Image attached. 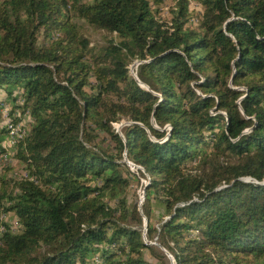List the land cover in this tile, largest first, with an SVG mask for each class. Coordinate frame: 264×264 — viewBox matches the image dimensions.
<instances>
[{"label": "trees", "instance_id": "16d2710c", "mask_svg": "<svg viewBox=\"0 0 264 264\" xmlns=\"http://www.w3.org/2000/svg\"><path fill=\"white\" fill-rule=\"evenodd\" d=\"M161 1L0 0V264H264V0Z\"/></svg>", "mask_w": 264, "mask_h": 264}, {"label": "rangeland", "instance_id": "374dc122", "mask_svg": "<svg viewBox=\"0 0 264 264\" xmlns=\"http://www.w3.org/2000/svg\"><path fill=\"white\" fill-rule=\"evenodd\" d=\"M175 3H176V0H162L161 1V4H160V16H163L164 18H169V12H170V9L171 8H174L175 7ZM190 10L192 11V18H191V21L192 22H195L196 20V16H195V11H198L199 10V6L197 5H194V3H191L190 5ZM69 15L71 16V20L78 23L79 26H80V34L87 38V40L89 41V46H93V47H99L101 45H104L108 42V40L112 37H114V35L112 34H109L108 32L104 31V30H101V29H96L94 28L93 26L89 25L88 23H86L85 21L81 20V19H78L76 18L75 16H73L72 12L70 11L69 12ZM60 33V32H59ZM59 35L56 34L55 35V39L58 38ZM41 43V42H39ZM137 61V60H136ZM136 61H133L131 62L129 65H128V73L132 76V77H135L136 76V67H137V64H136ZM3 120H0V125H4L6 124V122L8 121V117H7V111L6 109L3 110ZM24 123V122H23ZM127 124L126 120L125 119H119L117 121H114V122H111V125L112 127L114 128L115 131L117 132H121V128ZM13 154V151L11 150V156ZM5 165H13V169L10 170L8 172V174L11 176V175H15L20 173L22 176L23 174H25L24 172H21L20 168L15 164V161L13 159V157H11L10 161L7 163V164H4L0 167V174H1V169L3 166ZM136 171V170H135ZM26 175V174H25ZM141 189L138 188L136 193H137V203L139 206L142 205V202H143V194L141 193L140 191ZM141 208V207H140ZM145 219V218H144ZM6 220L8 221H13L12 223H16L15 221V218L10 214V213H7L6 214ZM151 243H156L155 241L151 242ZM158 246V243H156ZM160 247V246H158ZM162 249V248H161ZM164 251V250H163ZM165 253V251H164ZM168 260H169V264H172L170 258H171V255L170 253L166 252L165 253ZM169 254V255H168ZM242 264H252L251 262H244Z\"/></svg>", "mask_w": 264, "mask_h": 264}, {"label": "built area", "instance_id": "2783aa9c", "mask_svg": "<svg viewBox=\"0 0 264 264\" xmlns=\"http://www.w3.org/2000/svg\"><path fill=\"white\" fill-rule=\"evenodd\" d=\"M138 63H139V61H136V64H138ZM26 133H27V129H26L23 122H20L19 124H17L16 126H13V127L9 126V137L6 141L1 143V145L8 150L1 151V149H0V167L4 164H7L10 161L11 150H12L13 146L15 145L17 139L24 137L26 135ZM128 163H129L128 165H129L130 169L133 171H135V170H137V168H139L138 166H136L135 164H133L130 161ZM142 183L146 184V180L142 179ZM140 191L143 194V189H141ZM4 220H6V214H1L0 215V233L5 228V225L3 224Z\"/></svg>", "mask_w": 264, "mask_h": 264}, {"label": "water", "instance_id": "95a60500", "mask_svg": "<svg viewBox=\"0 0 264 264\" xmlns=\"http://www.w3.org/2000/svg\"><path fill=\"white\" fill-rule=\"evenodd\" d=\"M138 82H139V84L141 85V86H144L138 79H137V77L135 76L134 77ZM125 162L127 163V164H129L128 162V160H127V158L125 157ZM143 193H144V190H143ZM143 198H144V194H143ZM139 210L141 211V208H140V206H139ZM146 224H147V220H146V218L144 219V234H145V230H146ZM151 244H153V245H157L156 243H151ZM162 250H164L165 251V253L167 252L164 248H162ZM169 255V254H168ZM170 260H171V262H172V264H174L173 263V259H172V257L170 258Z\"/></svg>", "mask_w": 264, "mask_h": 264}]
</instances>
